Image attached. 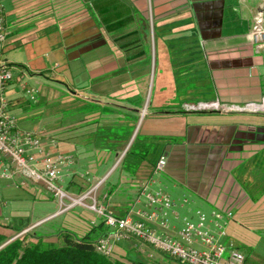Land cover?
I'll list each match as a JSON object with an SVG mask.
<instances>
[{
	"label": "crops",
	"instance_id": "obj_1",
	"mask_svg": "<svg viewBox=\"0 0 264 264\" xmlns=\"http://www.w3.org/2000/svg\"><path fill=\"white\" fill-rule=\"evenodd\" d=\"M0 3L6 26L2 57L13 71L8 110L22 103L20 86L54 85L79 94L85 113L107 107L122 117V123L110 131L131 137L128 146L136 136L148 146L145 155L134 154L130 160L136 191L154 179L153 165L164 156L163 182L171 196L189 194L191 207L210 209L222 217L231 216L235 208L264 212V113L186 109L208 102L243 106L264 100V50L257 53L250 39L254 18L262 14L264 20V0ZM156 48L163 73L157 87L152 84L156 99L149 111ZM175 96L181 100L179 107L169 102ZM149 153L153 156L145 157ZM156 179L151 187H163L162 178ZM25 181L19 175L12 181L0 180L1 192L21 187L37 193L24 186ZM9 197L0 201L1 208L23 206V198ZM138 198L143 205L144 198L138 196L127 210ZM10 218L7 214V225L0 221V235L7 241L15 237L7 235L14 227L9 226ZM15 222L19 224L16 216ZM173 223L175 232L181 223ZM131 241L128 255H144L147 263L142 264L164 261L161 252L139 240Z\"/></svg>",
	"mask_w": 264,
	"mask_h": 264
},
{
	"label": "rangeland",
	"instance_id": "obj_2",
	"mask_svg": "<svg viewBox=\"0 0 264 264\" xmlns=\"http://www.w3.org/2000/svg\"><path fill=\"white\" fill-rule=\"evenodd\" d=\"M151 67L154 76L151 78L146 105L147 108L149 107V111L156 99V90H152V84L154 83L153 86L156 88L158 78L163 73L158 48L154 49ZM18 89L23 96L22 103L20 106L8 110L9 115L18 121L17 128L22 132L37 135L46 151L70 156L72 165L65 173H68V176L63 177L60 182L54 183L64 194L63 196L51 191L47 184L42 182L25 181L24 186L33 187L37 193L27 192L21 187L1 192L0 188V201L11 197V195L25 200L23 206L17 210L16 206L6 209L0 207V215L2 216L3 213V216H0V221L3 224L9 223L5 221V217L7 214H11V225L9 226L14 227L8 230L7 235L12 237L28 230L19 238L26 237L28 238L27 242H35L34 236L38 234L41 237H48L44 239L46 243L62 245L60 235L64 231L71 232L80 238L102 223L100 211H103L104 214L121 216L132 201L140 196L138 194L141 193L142 186L140 191H136L133 187V180L130 178L129 170L134 166L130 160L134 154L145 155L143 154L145 149L148 152L146 143L139 142L136 136L128 146L131 137L128 138L127 134L117 135L110 131L116 124L122 123L120 122L122 117L107 107H103L100 111L85 113V104L80 100L79 94L71 95L61 87L54 85H49L46 88L39 84L35 87L34 84H29L28 87L21 88L20 86ZM27 90L32 93L29 94ZM35 90L37 91L35 92ZM169 102L176 103L179 107L181 100L175 96ZM137 123L138 119L136 125ZM117 131L119 130L117 129ZM125 148L127 150L123 155L122 152ZM151 153L146 154L145 157H150ZM120 156L122 159L118 162ZM154 165L152 176L155 183L157 176L161 177L163 182L162 173L164 171L154 174ZM162 185V188L171 196L165 182ZM83 196H86L85 200L74 204ZM182 197H186L188 203L178 209L180 223L183 219L197 223L196 212L198 210L206 215L209 222L213 214L210 209L193 208L189 204L190 195L185 194ZM182 197L171 196L175 202H178ZM54 213L56 214L47 217ZM262 214L264 212L254 214L250 211L247 212L245 208H235L232 210L231 216H223L221 220L215 219L221 225L225 224L226 238L224 242L233 243L237 250L243 254L247 264H264V215L262 216ZM15 216L19 224L15 222ZM12 217L14 218L12 219ZM38 221L43 222L35 226L39 223ZM20 223L22 226H19ZM209 226L212 227L211 224ZM0 230H3L2 226H0ZM98 233L97 231L94 237ZM132 247L131 240L120 241L113 247L111 258L123 262L137 260L140 263H147L144 255L140 256L137 253L128 255ZM164 256V261L162 260L161 264H179L176 259L165 254Z\"/></svg>",
	"mask_w": 264,
	"mask_h": 264
},
{
	"label": "built area",
	"instance_id": "obj_3",
	"mask_svg": "<svg viewBox=\"0 0 264 264\" xmlns=\"http://www.w3.org/2000/svg\"><path fill=\"white\" fill-rule=\"evenodd\" d=\"M250 39L257 53L264 50L262 14L253 20ZM5 41L4 10L0 3V180L12 181L19 175L34 183H46L51 191L62 196L63 193L54 183L60 182L69 171L71 157L46 151L37 135L20 131L16 120L8 115L7 89L13 76L12 67L2 57ZM186 109L193 112L264 113V100L243 106L208 102L187 106ZM164 169L165 157L160 156L154 165V174L162 173ZM154 183L155 180L151 178L142 185L140 196L144 198L143 205L140 206L138 198L124 216L117 217L100 211L104 231L94 242L99 254L111 258L117 243L136 239L176 259L179 264H246L245 257L233 243L224 242L225 224L221 225L215 220L223 218L219 213H213L208 222L206 215L198 210L197 223L183 219L179 229L174 232L173 222L178 221V209L188 200L182 197L175 202L162 187L153 189L151 186Z\"/></svg>",
	"mask_w": 264,
	"mask_h": 264
},
{
	"label": "trees",
	"instance_id": "obj_4",
	"mask_svg": "<svg viewBox=\"0 0 264 264\" xmlns=\"http://www.w3.org/2000/svg\"><path fill=\"white\" fill-rule=\"evenodd\" d=\"M103 223L92 228L83 237H77L64 231L62 245L44 242L47 236L35 234V242H27L28 238H17L0 249V264H142L139 262H123L99 254L94 242L101 234ZM20 232V230H17ZM99 232L95 237V233ZM8 239L0 235V246Z\"/></svg>",
	"mask_w": 264,
	"mask_h": 264
},
{
	"label": "water",
	"instance_id": "obj_5",
	"mask_svg": "<svg viewBox=\"0 0 264 264\" xmlns=\"http://www.w3.org/2000/svg\"><path fill=\"white\" fill-rule=\"evenodd\" d=\"M42 222H43V221H42ZM42 222L37 223L35 226H37L38 224H40V223H42ZM27 231H28V230H24V231H22L21 233H19L18 235H16L14 238H12V239H10L9 241L5 242L3 245L0 246V249H1L2 247H4L5 245H7L8 243H10L11 241L17 239L18 237H20V235L26 233Z\"/></svg>",
	"mask_w": 264,
	"mask_h": 264
},
{
	"label": "bare ground",
	"instance_id": "obj_6",
	"mask_svg": "<svg viewBox=\"0 0 264 264\" xmlns=\"http://www.w3.org/2000/svg\"><path fill=\"white\" fill-rule=\"evenodd\" d=\"M121 160V156L119 157V159H118V162ZM64 194H62V196H63ZM86 199V196H83V197H81L79 200H77L76 202H74V204L75 203H80V202H82L83 200H85Z\"/></svg>",
	"mask_w": 264,
	"mask_h": 264
}]
</instances>
